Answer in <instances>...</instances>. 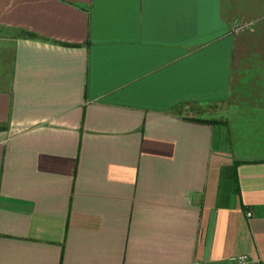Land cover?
<instances>
[{"label": "crops", "instance_id": "1", "mask_svg": "<svg viewBox=\"0 0 264 264\" xmlns=\"http://www.w3.org/2000/svg\"><path fill=\"white\" fill-rule=\"evenodd\" d=\"M225 1L0 0V264H264V0Z\"/></svg>", "mask_w": 264, "mask_h": 264}, {"label": "rangeland", "instance_id": "2", "mask_svg": "<svg viewBox=\"0 0 264 264\" xmlns=\"http://www.w3.org/2000/svg\"><path fill=\"white\" fill-rule=\"evenodd\" d=\"M230 2L228 0L225 1V8L229 7ZM228 10V9H227ZM231 11V10H230ZM235 25V26H234ZM234 34L237 40V48L235 51V59H234V68H235V83L238 88H241V86L244 85V90H239V96L238 100L241 102H249L250 98H254L253 96H246L248 88H246L243 82H248L250 70L248 69V62L241 59L244 55L249 53L250 51H253L254 53H258L261 50H264V42L261 40H264L262 37H264V15H249L246 13L245 10H243V13L241 16L238 15L236 23H234ZM251 40V41H248ZM252 72V71H251ZM237 75L239 77H237ZM248 79V80H247ZM235 85V86H236ZM250 93V92H249ZM239 101V102H240ZM229 108H218V107H211L206 106L205 110H199L197 108V112H194L193 115H200V116H206L210 117L211 119H225L228 118V112ZM228 110V111H227Z\"/></svg>", "mask_w": 264, "mask_h": 264}, {"label": "built area", "instance_id": "3", "mask_svg": "<svg viewBox=\"0 0 264 264\" xmlns=\"http://www.w3.org/2000/svg\"><path fill=\"white\" fill-rule=\"evenodd\" d=\"M249 215H251V212H249ZM232 260L234 261V264H262L259 259H254L249 255L234 256Z\"/></svg>", "mask_w": 264, "mask_h": 264}, {"label": "trees", "instance_id": "4", "mask_svg": "<svg viewBox=\"0 0 264 264\" xmlns=\"http://www.w3.org/2000/svg\"><path fill=\"white\" fill-rule=\"evenodd\" d=\"M264 39V37H262ZM248 41H251V40H248ZM264 42V40H261ZM255 56H264V50H261L259 52V54L257 53H254L253 51H250L249 53L247 52L246 55H244L243 57H255ZM212 121H214V119H211Z\"/></svg>", "mask_w": 264, "mask_h": 264}]
</instances>
